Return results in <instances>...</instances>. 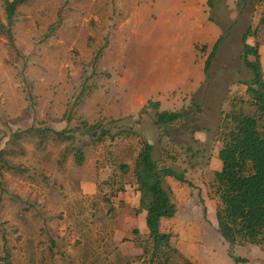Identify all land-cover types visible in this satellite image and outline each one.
<instances>
[{
    "label": "rangeland",
    "instance_id": "374dc122",
    "mask_svg": "<svg viewBox=\"0 0 264 264\" xmlns=\"http://www.w3.org/2000/svg\"><path fill=\"white\" fill-rule=\"evenodd\" d=\"M263 14L264 0L20 5L14 46L0 31V264L5 244L11 264H163L151 258L138 209L133 168L144 140L159 164L191 182L165 178L177 212L161 229L172 233V245L193 264H264L262 247L231 246L220 235L211 188L221 168L224 116L231 101L248 98L242 82L251 73L240 58L248 27H259L264 78ZM0 18L6 23L2 0ZM220 35L205 76L204 61ZM148 100H158L160 110L183 109L185 117L166 134L154 109H142ZM259 124L264 130V117ZM31 126L67 129L71 138L49 133L40 141L25 132Z\"/></svg>",
    "mask_w": 264,
    "mask_h": 264
},
{
    "label": "trees",
    "instance_id": "16d2710c",
    "mask_svg": "<svg viewBox=\"0 0 264 264\" xmlns=\"http://www.w3.org/2000/svg\"><path fill=\"white\" fill-rule=\"evenodd\" d=\"M30 0H2L6 13V23L0 18V31L4 32L11 45L14 46L12 24L17 8ZM209 7L213 0H206ZM264 26V14L259 20ZM254 42H248V38ZM222 36L220 35L211 47L204 61L203 73L209 75L211 62L216 56ZM259 27H248L241 35L240 58L251 73L246 85L248 98L231 101V109L224 116L221 126L222 146L217 156L221 168L214 172L211 182L213 193L219 204L215 210L217 230L229 245L254 244L264 249V130L260 121L264 117V78L260 56ZM207 46L201 49L206 50ZM101 49L98 55L101 54ZM245 104L253 108V112L245 109ZM154 109L155 121L166 127L183 120V109L177 111L160 110L158 100H148L142 108ZM96 125L90 126L97 131ZM102 135L108 134L102 130ZM43 141L51 133L58 140L71 138L67 129L53 130L31 126L25 130ZM154 146L142 141V146L135 158L133 176L139 192L138 209L145 212V225L151 241L152 260H161L163 264H174V257H180L182 264H193L185 258L171 242L172 233L161 229V222L171 219L177 212L170 188L165 186V178L172 177L179 182L191 185L184 172L171 166L161 165L153 156ZM75 162L81 164L84 156L82 150H75ZM14 168V166H10ZM123 171H128L123 166ZM5 255L1 258L4 264H11L10 253L5 244ZM235 262L245 261L234 258Z\"/></svg>",
    "mask_w": 264,
    "mask_h": 264
}]
</instances>
